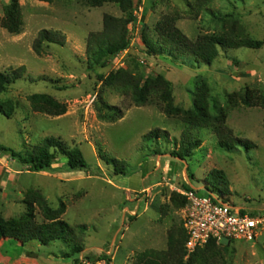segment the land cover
I'll return each mask as SVG.
<instances>
[{
	"label": "rangeland",
	"instance_id": "1",
	"mask_svg": "<svg viewBox=\"0 0 264 264\" xmlns=\"http://www.w3.org/2000/svg\"><path fill=\"white\" fill-rule=\"evenodd\" d=\"M12 1L0 0L1 18ZM16 1L23 25L17 35L0 27V72L24 67L25 73L0 93V103L15 104L12 118L0 114V146L27 155L45 138H59L67 148L81 150L88 169L68 171L67 160L58 155L51 171L31 172L0 152V217H21L27 211V193L38 191L52 208L64 206L61 219L74 228L85 247L74 256L78 264H135L145 250L167 249L169 230L182 222L185 186L214 194L211 175L222 172L227 183L218 190L226 194V202L263 222L252 242H218L217 264H264V106L248 107L240 99L246 91L264 95V48L220 50L206 65L193 62L191 56L150 57L143 45V36L154 37L156 24L174 15L176 26L191 40L229 33L232 28L263 40L264 0H135V20L128 26L130 46L96 71L87 69L88 39L103 30L106 14L124 16L117 5L93 8L85 0ZM43 30L58 33L63 45L46 43L39 54L35 52L34 43ZM122 68L166 78L173 86L175 106L186 111L206 94L210 111L226 114L225 125L254 149H219L212 129L188 131L182 115H166L157 99L138 106L131 95L105 86L104 80ZM33 94L51 96L67 112L58 117L36 112L29 102ZM101 99L119 108L122 119L100 120ZM156 129L165 131L167 139L144 142L143 137ZM187 131L201 145L185 160L175 159L171 153L179 150ZM155 150L160 154L154 155ZM35 212L37 221H44L38 207ZM82 225L87 226L84 232L79 229ZM68 252L61 242L23 246L3 240L0 264H73L74 258L63 257Z\"/></svg>",
	"mask_w": 264,
	"mask_h": 264
},
{
	"label": "trees",
	"instance_id": "2",
	"mask_svg": "<svg viewBox=\"0 0 264 264\" xmlns=\"http://www.w3.org/2000/svg\"><path fill=\"white\" fill-rule=\"evenodd\" d=\"M134 1L85 0L86 4L93 8L101 7L106 3H113L124 13L122 18L106 14L103 20V30L90 34L87 44V69L89 71L106 68L113 59L130 46L128 26L130 22L135 20L133 15ZM4 13V17H0V27L11 34H20L23 15L19 3L13 0L4 8ZM177 21L178 16H165L156 24L154 37L143 36L144 51L148 56H167L174 59L191 56L193 62L211 65L220 50L240 48L260 50L264 48V39L250 38L241 32L235 31L234 28L229 33L206 34L199 36L196 40H191L176 26ZM58 35V33L46 30L41 31L34 43L35 52L39 54L46 43L63 45L58 40ZM24 73V67L13 69L10 72H0V93L21 79ZM104 84L113 87L124 95H131L132 100L138 106L146 105L157 99L156 101L162 105V111L166 115H182L183 123L188 131L212 129L218 137L219 149L226 151H233L237 148H243L246 151L254 149L251 142L235 137L225 125L226 114L216 115L210 111L212 109L208 107L205 100L206 94L201 95L199 100H196L193 109L186 111L175 106L172 83L161 75L145 77L141 72L133 73L128 68H122L111 73L104 80ZM240 99L241 103L248 107L264 106V95L255 96L250 91H246L240 94ZM29 102L36 112L50 116L58 117L67 112L64 104L47 94H33L29 97ZM97 112L100 120L108 122H116L123 117L119 108L106 104L102 99ZM0 114L12 118L15 114L14 102L0 103ZM188 131L184 134L179 150L171 153L173 158L185 160L186 157L191 156L195 149L200 147L201 140L192 136ZM159 139H167L165 131L152 130L143 137L144 142H158ZM0 152L18 160L22 165L27 166L31 172L51 171L58 155L67 160L65 167L68 171H86L88 169L80 149H69L59 138L55 137L45 138L41 144L35 146L27 155H22L3 146H0ZM153 154L159 155L160 153L155 150ZM211 178L216 185V187H212L214 194L226 202V194L218 190L226 186L227 182L224 174L217 172L212 174ZM185 189L192 190L187 186H185ZM173 201L176 203V200ZM185 203L186 200L184 199L180 206H184ZM25 204L27 211L21 217L11 219L0 217V242L14 240L20 242L23 246L30 242H39L43 246L61 242L69 248V252L64 253L63 257L74 258L73 264H78L79 260L74 256L81 255L85 251V247L82 241L76 237L74 228L61 219V215L65 210L64 206L61 205L59 209L52 208L43 194L34 190L27 193ZM35 207L41 210L44 221H37ZM79 229L84 232L87 230V226H79ZM186 241L187 234L182 222L174 224L168 232L167 249L165 251L145 250L136 256L135 264H217L220 252L216 241L212 240L203 248H199L188 259H186Z\"/></svg>",
	"mask_w": 264,
	"mask_h": 264
},
{
	"label": "built area",
	"instance_id": "3",
	"mask_svg": "<svg viewBox=\"0 0 264 264\" xmlns=\"http://www.w3.org/2000/svg\"><path fill=\"white\" fill-rule=\"evenodd\" d=\"M181 194L186 200L182 209V224L187 234L186 257L212 240L217 243L255 240L263 218L248 214L215 194L203 195L194 189Z\"/></svg>",
	"mask_w": 264,
	"mask_h": 264
}]
</instances>
